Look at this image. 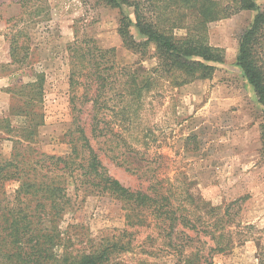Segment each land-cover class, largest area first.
Instances as JSON below:
<instances>
[{
  "label": "rangeland",
  "instance_id": "1",
  "mask_svg": "<svg viewBox=\"0 0 264 264\" xmlns=\"http://www.w3.org/2000/svg\"><path fill=\"white\" fill-rule=\"evenodd\" d=\"M255 1L264 8V0ZM20 2L0 0L2 157H11L12 139L26 134L30 123L38 134L32 137L35 149L69 154L68 133L75 119L112 177L134 191L170 198L177 218L171 222L152 210L133 212L118 199L92 195L78 200L62 227H78L70 234L84 240L81 247L87 249L104 236L129 230L134 242L123 257L126 264H207L201 256L209 255L213 264H259L264 256V107L237 65L239 35L251 26L256 12L243 11L208 26L209 42L224 49L225 61L211 77L201 78L161 71L152 44L125 46L118 33L120 12L102 0H44L40 16L25 8L29 12L19 28L30 35L29 56L22 64H11L16 31L11 19L22 12ZM86 39L115 50L108 58L116 63L111 71L115 77L100 99L98 117L103 122L96 132L93 117L98 111L90 101L94 88L88 93L83 84L80 43ZM104 122L110 125L104 128ZM17 188L18 183H8L7 197ZM169 227L190 237L174 240L178 249L184 247V256L167 247ZM182 227H217L220 233L225 227L232 248L211 251L215 246L210 235L197 236Z\"/></svg>",
  "mask_w": 264,
  "mask_h": 264
},
{
  "label": "trees",
  "instance_id": "2",
  "mask_svg": "<svg viewBox=\"0 0 264 264\" xmlns=\"http://www.w3.org/2000/svg\"><path fill=\"white\" fill-rule=\"evenodd\" d=\"M43 1L21 0L22 12L12 17L16 31L10 43L11 64H22L29 56L30 35L19 28L25 13L29 12L25 8H30L29 14L40 16ZM102 1L120 12L118 33L124 45L130 48L154 45L160 70L172 76L185 71L191 76L211 77L216 66L224 63L225 51L210 44L208 26L243 11L256 12L251 26L239 35L237 65L264 107V8L255 0ZM27 3H31V7H27ZM179 30L186 33L179 35ZM80 45L83 84L88 93L94 88L90 101L92 110L98 111L93 117V126L97 122L94 126L96 132L98 124L103 122L98 117L100 99L111 90L109 87L115 77L111 71L116 63L108 59L115 50L102 49L92 39L83 40ZM75 75L72 71L73 78ZM104 125L107 128L110 123L104 122ZM35 130L34 124L30 123L26 134L19 140L12 139L13 153L9 159L0 154V264H126L123 257L130 252L134 242L133 233L129 230L104 236L97 245L87 249L81 247L84 240L70 234V229L78 227H62L65 216L76 208L80 198L83 202L92 195L110 196L122 201L133 212L152 210L159 218L164 217L171 222L177 219L170 198L163 196L160 199L134 191L112 177L85 129L75 119L68 133L71 152L67 155H49L35 149L32 145V137H38ZM261 142L264 157V125ZM10 182L18 183L12 198H8L6 193V185ZM70 187H73V194ZM182 222L184 224V218ZM176 228L169 227L166 231V245L176 255L184 256V247L178 249L174 240L179 236L187 240L190 237ZM182 228L193 230L197 236L200 232L210 235L215 246L211 251L224 252L232 248L231 238L226 239L230 232L225 231V227H220L223 233L215 230L217 227L205 230ZM201 258L207 264H213L210 255L208 259L205 256ZM137 264L148 263L141 260ZM259 264H264V256L259 258Z\"/></svg>",
  "mask_w": 264,
  "mask_h": 264
}]
</instances>
